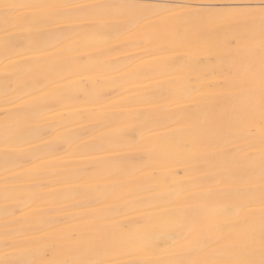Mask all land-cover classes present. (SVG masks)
I'll list each match as a JSON object with an SVG mask.
<instances>
[{"label": "snow or ice", "instance_id": "1", "mask_svg": "<svg viewBox=\"0 0 264 264\" xmlns=\"http://www.w3.org/2000/svg\"><path fill=\"white\" fill-rule=\"evenodd\" d=\"M213 8L128 0H0V54L5 59L36 53L44 45L63 46L68 55L45 65L47 75L106 68L120 72L126 77L121 86L132 89L113 107L102 95L110 79L103 72L64 77L67 83L53 102L79 100L80 95L65 91L75 88L96 106L89 118L102 125L100 131L121 159L105 162L99 178L82 185L104 206L80 204L71 228L52 207H38L39 218L33 219L18 216L6 204L5 213L17 217L20 227L6 226L0 235V264H264V0L258 7ZM156 9L169 15L154 16ZM168 19L175 22H158ZM208 26L228 28L218 34L214 48L201 43ZM133 31H138V39L128 40ZM114 39L146 55L133 60L127 71L106 61L81 60L82 48L101 54L116 51ZM9 75L5 71V77ZM33 86L28 81L17 82L15 88L6 84L5 94ZM31 95L23 91L13 101L20 110L12 123L0 128V163L6 170L33 163L37 140L50 151L56 147L47 141L41 123L53 111L51 104L24 100ZM158 97L169 98L179 110L176 122L188 137L185 148L199 152L209 167L193 177L180 202L135 223H123L114 218L120 212L109 201L137 203L134 193L125 191L133 183L160 196H180L165 190L166 181L154 182L146 168H135L137 161L152 155L144 132L149 121L121 115L134 110L127 106L152 105ZM85 147L102 146L85 142ZM3 195L5 201L12 198L7 181ZM30 199L38 206L44 197L31 192ZM161 251L170 258H152Z\"/></svg>", "mask_w": 264, "mask_h": 264}, {"label": "bare ground", "instance_id": "2", "mask_svg": "<svg viewBox=\"0 0 264 264\" xmlns=\"http://www.w3.org/2000/svg\"><path fill=\"white\" fill-rule=\"evenodd\" d=\"M72 2L94 3L98 0H72ZM128 2L150 5H209L215 6L212 10L218 11L223 10L221 6L229 5L258 7L261 0H128ZM177 11L182 10L177 9ZM156 14L169 15L164 9H156L153 15ZM158 22L170 25L175 21L168 19ZM227 30V26L206 27L203 30L205 36L202 38V45L214 48L218 34L222 36ZM127 39H138V31L128 33ZM111 43L117 47L114 52L101 54L91 48H82L80 50L81 60L94 64L106 61L114 67L127 71V66L133 60L139 61L140 57L146 55L121 40L114 39ZM67 55L65 47L56 48L51 45L42 46L41 50L36 53L14 55L12 60L5 59L0 54V128L6 122H13L11 117L20 110L18 104L13 101L17 100L23 91H28L33 95L25 96L24 100L51 104L53 111L49 112L41 123L45 125L47 141L56 145L50 151L44 141L37 140L39 147L33 149L36 156L27 168L6 170L0 163V235L3 234L6 226L10 229L20 227L17 217L5 213L6 204L11 210L17 211L18 216L24 215L33 219L39 218L38 207H52L55 215L65 222L66 228L73 226V214L79 211L80 204L104 206L97 199L96 193L82 185L89 180L98 179L97 174L103 169L105 162H115L121 157L116 154L115 146L109 144L107 135L100 131L102 125L89 118V111L96 109L95 105L87 102L82 94L76 92L75 88L65 89V91L80 95L79 100L69 104H59L54 103L53 99L67 83L64 79L66 76L78 78L80 75L95 76L103 72L110 79L106 81L107 87L102 95L105 98V104L113 107L119 106L118 102L123 96L131 95L132 89L121 86L126 77L120 72L108 71L106 68L78 69L70 73L66 72L63 76H49L43 71L44 66L50 61L61 60ZM204 68L205 64H201L200 70ZM5 71L10 74L7 78ZM25 81L32 82L34 86L12 96L5 94L6 84H11L15 88L17 82ZM127 107L134 110L121 115L127 116L130 120L138 116L139 120L149 121L144 132L146 146L152 155L150 158L146 155L144 160L137 161L135 168H146L151 173L154 182L166 181L163 187L167 192L180 194L179 198L177 195L160 196L159 193L147 191L134 183L129 185L125 191L133 192L137 203L129 204L122 199H113L109 203L113 209H119L120 214L115 215V219L123 223H135L149 214L162 212L164 206L180 202L184 190L192 186L193 177L202 176L208 170L209 165L199 152L193 153L185 148L188 137L180 131L181 126L177 124L175 115L179 110L171 104L169 98L158 97L157 102L152 105L140 104ZM135 135L139 140V133ZM77 137H82V139L77 140ZM73 140H77V143H72ZM85 142L102 147L90 149L85 147ZM6 181L12 193V198L8 201H5L3 195ZM31 192H38L44 197L38 206H32ZM152 258L167 260L170 256L161 251Z\"/></svg>", "mask_w": 264, "mask_h": 264}]
</instances>
